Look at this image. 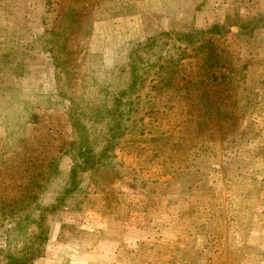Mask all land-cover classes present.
<instances>
[{
  "label": "rangeland",
  "instance_id": "1",
  "mask_svg": "<svg viewBox=\"0 0 264 264\" xmlns=\"http://www.w3.org/2000/svg\"><path fill=\"white\" fill-rule=\"evenodd\" d=\"M26 248L264 264V0H0V264Z\"/></svg>",
  "mask_w": 264,
  "mask_h": 264
},
{
  "label": "trees",
  "instance_id": "2",
  "mask_svg": "<svg viewBox=\"0 0 264 264\" xmlns=\"http://www.w3.org/2000/svg\"><path fill=\"white\" fill-rule=\"evenodd\" d=\"M216 30H217V27L216 26H213V27H211V29L207 30V33L209 35H212ZM186 37H187V41L192 42L193 35H188ZM203 47L207 49V57H206L205 61H206V65L208 67L207 76L209 78L208 79V82H209L210 80H213L212 71L216 67H218V65H219V58L215 54V51H213L212 45H211V43L209 41H206L203 44ZM116 102L119 103L118 101H116ZM113 119H116V118L113 117ZM110 127L114 128L110 132V135L111 136H113V134L114 135H118L119 134L118 121H114L113 124H111ZM86 151H87L86 150V147L83 146L82 149H79V156H83V162L85 161V162L88 163V161L86 160V158H87L86 157ZM32 240H36V238H34ZM25 250H26V256L17 257V258H14L13 256H11V257L10 256H7L8 260H10L11 262H13L14 264H25V263L31 261V260H29V259H31L30 258V255L33 254L31 252V248H26ZM32 257H34V256H32Z\"/></svg>",
  "mask_w": 264,
  "mask_h": 264
}]
</instances>
